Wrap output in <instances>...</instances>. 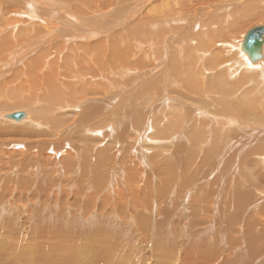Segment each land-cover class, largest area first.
<instances>
[{
    "label": "bare ground",
    "instance_id": "bare-ground-1",
    "mask_svg": "<svg viewBox=\"0 0 264 264\" xmlns=\"http://www.w3.org/2000/svg\"><path fill=\"white\" fill-rule=\"evenodd\" d=\"M260 13L264 0H0V91L17 87L0 97V134L22 127L20 136L38 139L47 128L49 139L13 152L24 143L0 136V257L76 256L74 246L34 242L33 224L46 215L109 220L124 238L131 232L134 258L141 244L151 249L149 264H175L176 239L208 264H228V245L243 241L249 253L233 256L264 264V107L249 95L264 101V43L254 63L241 50L247 19ZM125 24L142 25V57ZM10 214L34 222L16 228L13 244L1 234ZM105 236L88 240L120 246Z\"/></svg>",
    "mask_w": 264,
    "mask_h": 264
},
{
    "label": "rangeland",
    "instance_id": "rangeland-1",
    "mask_svg": "<svg viewBox=\"0 0 264 264\" xmlns=\"http://www.w3.org/2000/svg\"><path fill=\"white\" fill-rule=\"evenodd\" d=\"M122 12H124V10L122 11ZM260 15L261 16H256L255 18L254 17H251L252 19H247V22H246V27L248 28V27H250L249 29H252L254 26H256L257 24H259V25H263L264 24V13H260ZM263 17V18H262ZM261 18V19H260ZM258 19V20H257ZM258 21H260V22H258ZM257 22V23H256ZM251 24V25H250ZM130 25H127V24H125V25H123L122 26V28L123 29H126L127 27H129ZM264 26V25H263ZM244 29H246V28H244ZM248 29V30H249ZM128 31H131L132 32V40H131V43H130V45L129 46H132V47H134V48H132L131 49V52L132 53H135L136 52V55H140L141 57H142V51H143V48L140 50V51H137L136 50V46H140V47H142V45H143V35H142V25L141 26H131V27H129V29H127ZM119 37H122V35H118ZM28 60V58L26 59V61ZM14 76H16V74L14 75ZM20 80V79H19ZM8 82V81H7ZM7 84H9V83H7ZM11 86H13V85H6L4 88H1V91H0V97H1V95H2V92H8V93H4L3 94V96H5V95H9L10 94V92H13V90L14 91H16L14 88H17L16 86H13L14 88H12V89H10V87ZM252 90H254L253 88H251ZM250 89V90H251ZM252 90H251V94H249L250 95V99L251 100H253V99H255V100H253L252 101V103L253 104H258L260 107L258 108V110H259V113L261 114V113H263V111L262 112H260L261 111V109L264 107V106H262L263 105V102L264 101H260L259 100V98L257 99V97H258V95H256V94H254L253 92H252ZM137 94H139V92L137 93ZM256 98H255V97ZM253 97V98H252ZM0 102H1V100H0ZM262 102V103H261ZM140 103V102H139ZM139 103H137V104H139ZM142 103V102H141ZM261 105H260V104ZM126 106H127V108H130L131 107V104H129V103H126ZM262 106V107H261ZM12 110V107L11 106H7L6 107V112L8 113L9 111H11ZM41 115L43 116V115H48L45 111H42L41 112ZM6 127H8V126H6ZM3 129H1L0 131H2ZM48 129L47 128H42V130H41V132L43 133V135L42 134H39L40 135V137L38 138V139H36V138H34V137H22V136H20L21 134H26V132H24L23 131V129H22V127H18V128H16V129H14L13 131H12V134H11V138H9L10 136H8L9 135V133H10V131H8V132H6L7 130H5V137H7V138H5L4 137V135L1 133L0 134V136H3L2 138L4 139V141H6V142H9V143H11V142H15V143H24V147H19V149H13L12 151L13 152H15V151H23V152H25V148H26V145H28L29 143L28 142H35V141H38L40 144H41V141L43 140L46 144L47 143H49V139H47L46 138V134H44V133H46V131H47ZM28 132V131H27ZM27 140V141H26ZM155 146V144L154 145H152V147H154ZM27 151V150H26ZM45 153V152H44ZM48 154V152H46V155ZM192 157H194V155H192ZM120 158V157H119ZM198 159V158H197ZM16 177H13V179H15ZM261 181L263 182V185H264V180H262L261 179ZM262 182H261V184H262ZM13 200V199H12ZM187 213H189V212H187ZM14 216H12L11 214L10 215H8L9 217H10V220H8V221H5V219H7V218H9V217H4L5 219L4 220H1V225H2V233L1 234H3V232H5L4 231V229L5 230H7V231H10L11 233H10V237L7 239V234H5L4 236H3V238L4 239H6L7 241H8V243H15V240L13 239L14 238V236L16 235V228L18 229V227L19 226H21V225H23V228L24 227H26V226H28L29 224V221L31 220L32 222H33V220L32 219H28V218H26L25 216L27 215H24V216H21V218L18 216V218L17 217H15L16 216V214H13ZM25 217V218H24ZM38 217V220H37V222H38V224H37V222H36V225H38V226H36L35 225V223L33 224V235L32 236H35V238H34V242H39V244L40 245H44L47 241V243L45 244V245H47L49 242V244L48 245H51L53 242H55L56 244V246L58 247V248H64L66 251H70V250H72V247H73V250H75V255L76 256H74V254L72 255V256H69V258L70 257H72L68 262H67V264H70L71 263V260H73L74 258H76V257H78L79 259L78 260H81V259H85V261H83V262H80V264H110V262H111V264H121L122 262L124 263V262H126L124 259H120L119 261H114V260H107V262H106V260H104V259H102L101 258V256H100V253H102V255H104V257H106V253H114L113 255H115L119 250H120V255L121 254H124V255H128L129 257H130V259L128 258V260L127 261H130V260H132V257L134 258V255L132 254V252H133V250H134V248L132 249V242L134 241V239L131 237V232H127L126 234H128V235H126L127 236V238H124L123 237V235L122 234H120L119 232H124V231H127V230H123L122 228H119V229H117L116 231H115V229H113L112 227L111 228H108L107 227V225L109 224V220H106V219H104L103 220V218L102 217H97L96 219H95V224L93 223V225L90 223V222H88V223H82V222H80V223H69V220H70V218H67V220H66V218L64 217V216H58V218H55L54 220H51V219H45V218H47V216L46 215H42V216H37ZM100 218V219H99ZM17 219V220H16ZM69 219V220H68ZM16 220V221H15ZM29 220V221H28ZM43 220H45L44 222H43ZM102 220V221H101ZM15 221V222H14ZM66 221V222H65ZM106 221H107V223H106ZM41 222H42V224H41ZM100 222V223H99ZM103 222V223H102ZM16 224V225H13V224ZM24 223V224H23ZM40 223V224H39ZM65 223V224H64ZM66 223H68V224H66ZM102 223V224H101ZM107 225H106V224ZM52 224V225H51ZM70 225H71V227H70ZM101 225V226H100ZM110 225V224H109ZM96 226H97V228L99 229H97L96 228ZM99 226V227H98ZM103 226V227H102ZM57 227H59V229H57ZM68 227H70V228H68ZM41 228H43V231L42 230H40ZM106 228V229H105ZM63 229V230H62ZM95 229H97V230H95ZM103 229H105V230H103ZM62 230V231H61ZM88 230V231H87ZM101 230V231H100ZM109 230V231H108ZM110 230L112 231V232H110ZM42 231V232H41ZM45 231V232H44ZM48 231V232H47ZM56 231V232H55ZM94 231H95V233H94ZM98 231V232H97ZM261 230H259V232H260ZM26 232H28V231H26ZM115 232V233H114ZM21 233V232H20ZM54 233V234H53ZM63 233H64V235H63ZM98 233H102L104 236L105 235H107L108 237L107 238H109V239H111V240H113V241H116V242H118L119 244H120V246L118 245L117 246V248H116V250H115V247H116V245L113 247V246H108V245H99V246H97L98 245V242L96 241V240H94L93 239V241L92 242H90V240H92V239H90V238H92V236L94 237L95 236V234H98ZM105 233V234H104ZM109 233V234H108ZM92 234V235H91ZM116 234V235H115ZM18 235V234H17ZM21 235H23L22 233H21ZM49 235V236H48ZM55 235V238L53 237ZM60 235V236H59ZM71 236V238L69 237V236ZM83 237H82V236ZM88 235H90V237L88 236ZM115 235V236H114ZM121 235V236H120ZM130 235V236H129ZM19 236V235H18ZM69 237V239H68V237ZM86 236V237H85ZM228 237H231V238H233V239H236V240H239V237L238 236H232V235H227ZM13 237V238H12ZM52 237V238H51ZM106 237V236H105ZM116 237V238H115ZM122 237V238H121ZM73 238V239H72ZM59 239V240H58ZM66 239V240H65ZM68 239V240H67ZM82 239V240H81ZM85 239V240H84ZM88 239H90V240H88ZM118 239H119V241L120 242H122V243H120L119 241H118ZM53 240V241H52ZM61 240H65V241H62V243H61ZM71 240V241H70ZM74 240V241H73ZM102 240V239H101ZM121 240H123V241H121ZM124 240H126V241H124ZM143 240L144 241H146V240H148L147 238H143ZM143 240H141V241H143ZM45 241V242H44ZM57 241H59V242H57ZM80 241V242H79ZM105 242H107L108 241V239H106V240H104ZM131 241V242H130ZM141 241H139V242H141ZM42 242V243H41ZM87 242H90V243H88V244H86ZM97 243V245L95 246V245H93V244H96ZM139 242H138V244H139ZM44 243V244H43ZM61 243V244H60ZM72 243H74V244H72ZM84 244V245H86V246H82V244ZM93 243V244H92ZM128 243V244H127ZM134 243V245H135V242H133ZM180 243V241L178 240V239H176V242L174 243V246H173V249H172V253H173V263H175V264H208V261L205 259V261L202 259L203 257L201 256V253L200 252H193V251H188V250H186V248H184V247H182L181 245L180 246H178V244ZM57 244H59V245H57ZM67 244V245H66ZM71 244V245H70ZM78 244V245H77ZM126 244V245H125ZM69 245V246H68ZM144 245V246H143ZM244 245V243H243V241H240V243H239V246H235L234 247V244H232V245H228V252H230V257L228 256L227 257V262H228V264H248L247 262H241V261H239V260H237L234 256H233V254H235V253H237V252H240V250L242 251V252H240V253H243V254H246L245 253V249H246V251H248L247 252V254L249 253V249H248V247L247 246H243ZM76 246V247H75ZM81 246L82 247H84V251L86 250L87 251V249H88V251L87 252H84L83 251V248H81ZM89 246H93V247H89ZM225 246V247H224ZM241 246V247H240ZM244 248H243V247ZM8 247V246H7ZM119 247V248H118ZM129 247H130V250H129ZM141 247L142 248H140V252L139 253H141V254H145L144 255V257H145V259H148V261L146 262V260H145V262H146V264H149L148 262L150 261V259H152L153 258V252L151 251V249L150 248H147V246H145V244H141ZM144 247V248H143ZM219 247H220V249L222 248V252L223 251H225V250H227V247H226V245L224 244V241L222 242V244H220L219 245ZM224 247V248H223ZM239 247V248H238ZM247 247V248H246ZM60 248V249H61ZM76 248V249H75ZM106 250H105V249ZM114 248V249H113ZM128 248V249H127ZM69 249V250H68ZM126 249V250H125ZM238 249V250H237ZM101 250V251H100ZM109 250V251H108ZM124 250V251H123ZM127 250H129L128 252H127ZM132 250V251H131ZM186 250V251H185ZM80 251H82V252H80ZM96 251H100V252H97V254H95L96 253ZM18 250L17 251H13V255H14V257H8V258H5L4 256H2L1 255V257H0V261H1V263L2 264H18V263H20V262H22V258L19 256V254H18ZM89 252V253H88ZM127 252V253H126ZM145 252V253H144ZM250 252L253 254L254 252H255V247H252V249L250 250ZM63 253H66V252H63ZM79 253V254H78ZM88 253V255H86ZM92 253H94V254H92ZM105 253V254H104ZM129 253H130V255H129ZM137 254L136 255V259L134 258V260H138V255L139 256H141L140 254ZM85 254V255H84ZM192 254V255H191ZM92 255V256H91ZM82 256V257H81ZM83 256H85V258L83 257ZM87 256V257H86ZM89 256V257H88ZM127 256V257H128ZM148 256V257H147ZM179 256H181V257H179ZM80 257H81V259H80ZM143 257V256H142ZM178 257V258H177ZM191 257V258H190ZM196 258V259H195ZM68 259V258H67ZM99 259H101V260H99ZM89 260V261H88ZM92 260V261H91ZM94 260V261H93ZM195 260V261H194ZM75 261H77V260H75ZM82 261V260H81ZM98 261V262H97ZM175 261V262H174ZM239 263H238V262ZM87 262V263H86ZM94 262V263H93ZM100 262V263H99ZM178 262V263H177ZM200 262V263H199ZM205 262V263H204ZM254 264H258L257 263V261L256 262H254Z\"/></svg>",
    "mask_w": 264,
    "mask_h": 264
},
{
    "label": "water",
    "instance_id": "water-1",
    "mask_svg": "<svg viewBox=\"0 0 264 264\" xmlns=\"http://www.w3.org/2000/svg\"><path fill=\"white\" fill-rule=\"evenodd\" d=\"M263 43L264 27L262 25L256 26L247 31L241 44V50L247 56L250 63H254L261 59L263 53ZM6 117L17 121L23 117V114H11Z\"/></svg>",
    "mask_w": 264,
    "mask_h": 264
}]
</instances>
